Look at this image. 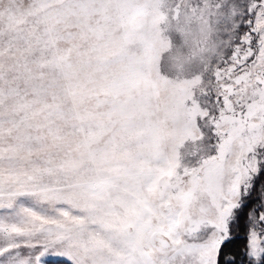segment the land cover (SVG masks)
<instances>
[{
	"label": "snow or ice",
	"instance_id": "6c2138e0",
	"mask_svg": "<svg viewBox=\"0 0 264 264\" xmlns=\"http://www.w3.org/2000/svg\"><path fill=\"white\" fill-rule=\"evenodd\" d=\"M50 254L264 264V0H0V264Z\"/></svg>",
	"mask_w": 264,
	"mask_h": 264
},
{
	"label": "rangeland",
	"instance_id": "374dc122",
	"mask_svg": "<svg viewBox=\"0 0 264 264\" xmlns=\"http://www.w3.org/2000/svg\"><path fill=\"white\" fill-rule=\"evenodd\" d=\"M68 261L64 257H59L55 255H47L44 257V264H67Z\"/></svg>",
	"mask_w": 264,
	"mask_h": 264
},
{
	"label": "trees",
	"instance_id": "16d2710c",
	"mask_svg": "<svg viewBox=\"0 0 264 264\" xmlns=\"http://www.w3.org/2000/svg\"><path fill=\"white\" fill-rule=\"evenodd\" d=\"M244 238H245V233L243 231L239 232V235H238V237L236 238V240H235V242L233 244V248L234 249H239V250L242 251L243 247H244ZM241 260L244 261V264H246V258H244L242 256Z\"/></svg>",
	"mask_w": 264,
	"mask_h": 264
}]
</instances>
